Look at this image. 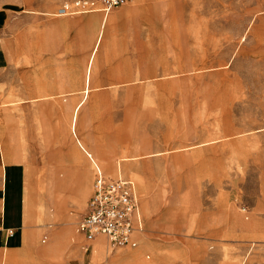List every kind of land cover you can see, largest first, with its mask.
Instances as JSON below:
<instances>
[{
  "label": "rangeland",
  "instance_id": "rangeland-1",
  "mask_svg": "<svg viewBox=\"0 0 264 264\" xmlns=\"http://www.w3.org/2000/svg\"><path fill=\"white\" fill-rule=\"evenodd\" d=\"M63 1L0 0V45L16 49L3 70L10 65L14 76L0 77L1 124L11 129L2 136L3 170L23 172L21 212L11 221L20 218L47 246L54 226L70 225L51 244L61 248L60 264L87 249L88 264L136 250L150 262L161 248L171 253L157 264H264V0H147L111 29L89 86L95 35L83 21L92 12L51 16ZM78 115L82 152L69 132ZM87 158L107 178L134 182L136 247L111 249L76 232L95 177ZM124 160L128 175L106 168Z\"/></svg>",
  "mask_w": 264,
  "mask_h": 264
},
{
  "label": "crops",
  "instance_id": "crops-1",
  "mask_svg": "<svg viewBox=\"0 0 264 264\" xmlns=\"http://www.w3.org/2000/svg\"><path fill=\"white\" fill-rule=\"evenodd\" d=\"M146 2L147 0H135L133 2L135 3L133 6L128 7L120 12H112L113 11L112 10L106 16H104L100 12L102 14V17H99V15L96 12H92V14L89 15L83 21L84 30L86 34L89 36V38H90L91 31H93L95 35V40H94L92 49L85 63L84 84L88 86L90 84L91 76L94 70V64L97 61L98 53L103 48L104 43L107 44L106 46L108 48L111 47V42H112L111 29L114 27V25L119 24L123 19L131 18L135 16L137 13L144 11V8L146 7ZM54 12L51 13V16L61 17V16H56ZM68 16H71V15H68ZM5 20L7 19L5 15L2 13V11L0 10V26L4 23ZM48 26L49 28H55L58 30L62 29L64 31L70 28L68 25L64 23L58 24L55 22L49 23ZM7 43H8V47L6 46V48L4 45H0V77H5V78L10 75L14 76V68L11 67L10 65L7 66L8 69L6 70V72L3 70H4V64L6 62L7 63L10 62L12 54L16 51L14 45H13L14 49L11 48V45H12L11 42H7ZM21 51L29 55V47H28L27 40L22 43ZM89 92H90V88L86 95V100L89 96ZM78 120H79V115H78V119L76 123V133H75L71 126V117H70L69 132L73 138L75 146L77 147L79 151L82 152L81 150L82 148L79 146V141H81L82 143L84 142H83V139L77 133ZM10 130L11 129L9 127L5 129L4 125L1 124V115H0V155L2 157L1 166H0V264H60L62 262L61 261L62 259L61 248L58 246H53L51 244L55 242L54 240L56 239V237L59 240L64 238L67 235V232L69 231L70 225H67L66 227H63V228L54 226L55 229H53L52 235L53 237H55V239H51V242L49 243L50 245L47 246V245H40L38 243L35 234L29 231L30 230L29 227L22 225V222H20V218L18 222L11 221V217L9 213L15 214L17 212H21L22 193H21V184L18 181L22 180L23 172L11 171V172L4 174L3 167H5L6 159L4 158L3 150L1 148L3 144L2 136H3L4 131H10ZM84 154L86 155L85 152ZM102 155L103 157L106 156V158L111 157L110 154L104 151H102ZM87 159L89 160L91 165L96 164L101 169V167L99 166L97 162L91 161L89 158ZM112 165H114L112 167H116V172L115 170L113 171V169L112 170L110 169L109 171L111 173H114V174L116 173L117 175H128V174H124L121 172V170L119 169L118 163L113 162ZM86 170H89L88 167L86 168ZM86 170L84 169L82 174H85ZM136 178L140 179V177H136ZM4 180H7V182L4 183ZM56 185L58 189L61 186L59 182H56ZM85 208H86V205H85ZM85 208H84V212H85ZM45 210H47V204L46 206L45 204L42 205V207L40 208V211L42 213ZM34 225L39 226L41 225V223H36ZM49 226L51 227L52 225H49ZM78 234L81 235L80 233ZM81 236L84 239L83 235ZM96 239H103V238L97 237ZM42 241L45 242V240H42ZM81 247H83V244L81 245ZM88 253H89V249H87L82 254L81 258H78L77 261L72 262V264H88L89 260L91 259L90 257L93 254L91 253L86 258V255ZM169 253H171V250L169 249H162V248L157 249L154 260L150 262H142L137 250L136 251H122L112 256L109 259V261L111 264H131L137 261L138 262L140 261L142 264H157L156 261H158V259H162L163 257L169 255ZM100 254L104 255L103 250L100 251ZM51 256L54 257V262L53 260L51 261L50 259Z\"/></svg>",
  "mask_w": 264,
  "mask_h": 264
},
{
  "label": "built area",
  "instance_id": "built-area-1",
  "mask_svg": "<svg viewBox=\"0 0 264 264\" xmlns=\"http://www.w3.org/2000/svg\"><path fill=\"white\" fill-rule=\"evenodd\" d=\"M130 0H65L56 8V16L101 12L106 16ZM2 37L0 36V42ZM93 191L76 230L87 241L102 237L109 248L136 247L142 231L135 184L123 177L107 178L94 164Z\"/></svg>",
  "mask_w": 264,
  "mask_h": 264
},
{
  "label": "bare ground",
  "instance_id": "bare-ground-1",
  "mask_svg": "<svg viewBox=\"0 0 264 264\" xmlns=\"http://www.w3.org/2000/svg\"><path fill=\"white\" fill-rule=\"evenodd\" d=\"M109 18V17H108ZM79 146L82 147V142L79 141ZM124 162V163H122ZM113 162H110L109 164H107L108 166L106 167L108 169V171L111 169H113V171L115 170L116 172V167H112L114 165H112ZM121 164H124V165H127L129 167V170L133 171L132 170V167H131V164L127 161V160H124V161H121L119 162V169H123V168H120ZM125 172H126V167H125ZM87 176H83V179L81 180V185L83 187V190L86 189L88 187V183L90 181V177L88 175V172L86 173ZM88 182V183H87ZM91 254V250L89 249V253L86 255V258ZM135 260V259H134Z\"/></svg>",
  "mask_w": 264,
  "mask_h": 264
}]
</instances>
